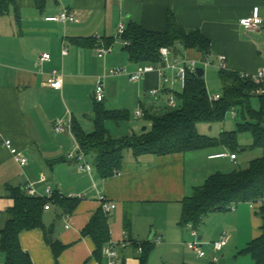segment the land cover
I'll list each match as a JSON object with an SVG mask.
<instances>
[{"label":"crops","instance_id":"1","mask_svg":"<svg viewBox=\"0 0 264 264\" xmlns=\"http://www.w3.org/2000/svg\"><path fill=\"white\" fill-rule=\"evenodd\" d=\"M19 1V13L11 8L9 14L0 16V240L9 219L8 210L14 205L13 189L25 192V187L33 185L38 198L46 197L47 189H51V198L58 194L79 200L71 214L55 200L49 202L50 209L44 212L46 230L64 246L57 259L42 229L20 235L22 249L34 264H108L104 257L98 260L93 256L94 242L82 235L100 209L101 197L117 206L109 213L110 242L120 245L127 241L125 248H119L118 264H140L137 247L157 238H162V243L155 245L149 264L154 259L157 264H206L203 261L208 254L200 258L187 246L195 236L190 229L180 226L182 201L191 197L209 176L222 171L215 161L228 160L234 164L229 157L210 159L226 150L219 147L139 158L129 153L120 172L105 179L97 172L91 157L87 161L93 171L78 172L77 164L68 159L77 147L74 135L56 134L53 125L57 121L72 125L76 120L91 133L87 124L90 121L93 126L94 92L100 78L111 69L124 67L135 72L147 65L130 62L125 41L117 36L120 22L137 23L147 31L164 33L171 11L185 31H200L210 40L209 57L214 63L219 64V56L224 55L228 71L243 76L264 70V31L250 33L241 27V21L255 7L260 8L264 17V0H47L41 9L36 0ZM64 9L77 22L46 21ZM108 39L113 41V52L102 56L97 46ZM181 49L182 54L171 53L169 63L174 58L202 59L195 50ZM63 51L67 53L64 55ZM44 54H49L50 59L42 61ZM53 71L62 75L60 90L50 87ZM165 75L170 81L163 87L158 102L150 96V90L162 87L158 73H151L140 82L130 81L127 75L106 77L104 106L110 111H128L131 116L144 109L169 108L167 96L172 90L176 95L180 84L176 69L167 68ZM106 126L111 134L109 122ZM137 129L138 126L125 135H132ZM126 130L121 128L120 132L127 133ZM4 139H10L28 159L26 166L21 167L4 148ZM259 207L242 203L234 211H227L229 214L214 212L208 217L209 224L200 230L198 238L205 244L203 249L212 246L213 263L222 264L220 253L221 258L235 255L261 234L262 220L256 209ZM226 233L230 235L227 244L216 252L211 241L228 236ZM242 261L252 264L240 256L234 264ZM0 264H6L1 251Z\"/></svg>","mask_w":264,"mask_h":264},{"label":"trees","instance_id":"2","mask_svg":"<svg viewBox=\"0 0 264 264\" xmlns=\"http://www.w3.org/2000/svg\"><path fill=\"white\" fill-rule=\"evenodd\" d=\"M41 9L47 0H36ZM19 0H0V16L10 13L11 8L17 14L20 11ZM122 39L129 43L125 46L132 63L162 65L160 50L168 48L173 54H182L184 50H195L202 59L210 58L211 42L200 31H185L177 22L173 12L167 14V29L164 33L150 32L137 23L126 25ZM113 44L107 40L106 46ZM220 81L223 96L212 101L206 86L205 77L189 73L182 93L176 94L178 106L174 109H144L143 119L150 124L140 134H132L120 139L111 136L107 122L121 124L128 122L131 115L128 111H110L104 102L94 103V130L87 133L76 120L71 129L82 152L94 160V166L102 178H111L122 169L126 152L135 158L142 156H169L187 154L221 146L236 150L238 132L249 131L253 137V147L264 152V94L256 91L262 88L251 79L238 73L221 70ZM259 100V109H253L252 102ZM236 110L244 122L239 124V131H223L218 138H211L199 132L201 124L213 126L223 123L228 112ZM252 119V121H249ZM234 152V151H233ZM14 205L8 210L9 219L1 231L0 251L4 254L6 264H34L30 255L22 249L20 235L35 229L44 231L45 240L52 248L57 259L64 246L53 240L51 232L43 223L45 206L55 200L62 205L66 213H73L79 203L75 198L55 194L52 199L31 198L21 189H13ZM264 155L252 161L247 169L231 173L217 172L208 177L202 186L195 188L191 197L182 201L180 226L192 225L198 229L203 220L214 212H227L235 205L258 203V215L262 220L261 234L252 240L240 255H249L255 264H264ZM82 235L90 237L95 244L93 256L101 260L103 249L110 243L109 214L100 209ZM140 264H149L150 256L155 249L151 242L141 244ZM138 249V247H137ZM216 264V263H211Z\"/></svg>","mask_w":264,"mask_h":264},{"label":"built area","instance_id":"3","mask_svg":"<svg viewBox=\"0 0 264 264\" xmlns=\"http://www.w3.org/2000/svg\"><path fill=\"white\" fill-rule=\"evenodd\" d=\"M47 22L50 23H75L77 22L76 17L67 9H64L60 14L47 17ZM241 27L246 32L255 33L264 31V17L261 15V11L259 7L253 8L251 14L249 17L243 19L241 21ZM126 31V24L123 22H120L117 29V36L119 38H122L124 33ZM126 46L129 45L128 42H124ZM97 52L102 56H107L113 52L112 47L106 46L103 41H101L97 46ZM67 51H63V54L65 55ZM161 55V62L165 63L167 66L163 67L161 65H146L141 68H139L135 72H129L126 68L120 67L116 69H111L105 75L100 78V80L97 83V87L94 92V99L95 101L101 103L105 101L106 95H105V87H104V79L106 77H117V76H123L127 75L132 82H140L147 78L148 75L151 73H158L161 77V83L162 87H157L152 90H150V96L153 98L155 102H158L162 97V89L167 85L170 81V79L165 75L166 69H176L177 70V79L180 84V88L183 91V89L186 86V80L189 73L195 74L197 72V69L203 66H210L212 64L210 58L201 59L200 61H194V60H187L182 58H174L171 63H169V57L171 55V51L164 47L160 50ZM49 54H44L42 56V61H47L50 59ZM219 67L221 70H228L227 62H226V56L221 55L219 56ZM52 81L50 83V87L56 90H60L63 85L62 81V75H60L57 71H53L52 73ZM244 78L251 79L253 82L264 86V70L259 71L255 75H243ZM221 97L215 96L212 101H218ZM167 106L170 109H174L178 106V101L176 99L175 93L172 90L168 96H167ZM235 115V114H234ZM135 117L137 119H143L144 112L142 110L138 111L135 114ZM53 131L56 134H65V133H72L71 125H66L63 121H57L53 125ZM4 148H6L14 160L21 166L24 167L28 164V159L24 157L20 151L14 147L12 141L10 139H4L2 142ZM229 157L230 160L237 165L238 162V156L236 153L233 154H227V153H220L217 155L210 156V159H219V158H226ZM68 159L70 161H73L77 164V170L79 173H91L93 171V166L91 163L87 161L86 155L82 152L79 145L77 144L76 150L73 153H70L68 155ZM26 194L31 198H38V192L36 188L33 185H28L25 187ZM53 192L51 189H47L46 191V199H52ZM70 198H75L74 196H70ZM101 208L104 212L110 213L114 209H116V204L110 203L106 201L104 197L100 198ZM261 205V202L258 203H250L251 208H254L255 205ZM236 206V205H235ZM235 206L231 208V210H235ZM50 205L48 203L47 206H45V210H49ZM186 228L193 229V235L195 236V242L188 244V248L193 251L195 254H197L200 258H203L206 255V252L203 249V244L201 241H199V234L197 232V229L195 230L192 225H188ZM228 242V236L223 235L221 240L219 242L214 243V250L216 252H220L223 250L225 245ZM154 245H158L162 243V238H157L152 242ZM127 246L126 239L120 244L116 245L112 242H110L104 249H103V257L107 260L108 264H118V260L120 258V252L119 248H125ZM142 251L141 245L138 247V252L140 253ZM217 260V258H215Z\"/></svg>","mask_w":264,"mask_h":264},{"label":"rangeland","instance_id":"4","mask_svg":"<svg viewBox=\"0 0 264 264\" xmlns=\"http://www.w3.org/2000/svg\"><path fill=\"white\" fill-rule=\"evenodd\" d=\"M211 62H212V64L210 66H203L202 65L200 68L204 69L207 91H208V94H209L210 98L213 99L215 96H218V95L220 97L223 96V86H222V83L220 81V71H221V69L219 67V64L216 61L214 63L213 60H211ZM176 89H177L175 91L176 93H178V94L182 93L180 88H176ZM256 93L257 94H264V86L262 88H259L256 91ZM164 104L161 105L162 108L164 107ZM252 105H253V109L257 111L259 109V100L257 98H255L253 100V102H252ZM135 114H136V112H135ZM249 121H252V119H249ZM242 122H244V120H243L242 116L238 113V111L232 110V111L228 112V114H227V116L225 118V121L223 123H219V124H216V125H213V126H209L207 124H201L199 126V132L202 135H205V136H208V137H211V138H218L223 131H227V132L239 131V129H238L239 128V124H241ZM87 125H88V129L87 130L89 132H92L93 131L92 123L89 121ZM120 126H121L122 129H125V130L127 129L128 132L126 130L125 132H127V133H123L122 134L120 132L121 128H118V125L116 123L109 122V128H110L112 136H114L116 138H119V137H122V136H126L127 134L130 133L129 130L130 129L133 130L134 127H136V126H138V129H137V131L134 134H140L142 132V129L144 127L148 126V123L144 119H142V120L141 119H136L135 115H133V116H131L130 121L125 122V123H121ZM253 144L254 143H253V137H252L251 132H249V131H239L238 132V147L236 148V150H232L230 148H226V147H223V146L220 147V148H223V150H226L228 152H233L234 151V153H236L237 156H239L238 164L237 165L232 164L228 160L215 161L216 165H219L221 168H223L222 171H219V172H221V173H231V172L239 170V169H243L244 170V169H247L249 167V165H250V163L252 161H254L256 159H261L263 157V155H264L263 150L261 148H254ZM226 151H223V152L225 153ZM129 153H131V152H129V151L126 152V156ZM256 209L258 211V208H256ZM227 214H229V212ZM211 215H214V214L213 213L209 214V216H207L203 220L202 224L197 229L198 234H199L200 230H203L205 228V226H208V224H209L208 223V219H209L208 217H212ZM188 229H190V232L192 234L193 233V229H191V228H188ZM194 229L196 230V228H194ZM212 232L214 233L215 231L212 230ZM226 234L228 235V237H230V235L228 233H226ZM222 236L216 242H219L221 240ZM194 242H195V239L191 240L189 243H187V246H188V244H191V243H194ZM211 242L212 243H216V242H213V241H211ZM201 243L203 245H205L204 242L201 241ZM233 243H234V240L230 243V245H232ZM247 246L248 245H245V247L242 250L246 249ZM211 247L207 245L204 248L206 254H208V257L205 258L204 261H203L206 264L213 263L211 261V255L213 254V251H212ZM226 250L227 249L225 248L223 253L224 252L226 253ZM242 250L239 251L238 253H236L235 255H231L230 256V255L227 254L223 258H221L222 253H220L219 254V260L222 261V264L226 263L227 261H228L227 262L228 264H234L235 258L240 256L242 258H247L248 261H252L251 263L255 264L254 261L252 260L251 256H249V255H240ZM138 260L140 262V255L138 257ZM154 260L155 261H153L152 264H157L156 259H154ZM241 263L243 264L244 261H242ZM181 264H187V263L182 262ZM216 264H219V263H216Z\"/></svg>","mask_w":264,"mask_h":264},{"label":"water","instance_id":"5","mask_svg":"<svg viewBox=\"0 0 264 264\" xmlns=\"http://www.w3.org/2000/svg\"><path fill=\"white\" fill-rule=\"evenodd\" d=\"M196 75H197V77L199 78V79H202V78H204L205 77V72H204V69L203 68H198L197 69V72H196ZM146 130V127H144L143 128V131H145ZM151 239H152V237H151ZM201 237H199V241H201Z\"/></svg>","mask_w":264,"mask_h":264}]
</instances>
